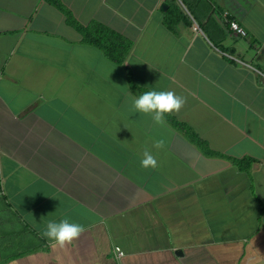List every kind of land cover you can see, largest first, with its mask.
<instances>
[{"label":"crops","instance_id":"obj_1","mask_svg":"<svg viewBox=\"0 0 264 264\" xmlns=\"http://www.w3.org/2000/svg\"><path fill=\"white\" fill-rule=\"evenodd\" d=\"M60 1L133 45L117 63L50 0H0V264H264V0ZM151 90L184 101L162 124L133 107ZM61 219L84 230L54 249Z\"/></svg>","mask_w":264,"mask_h":264},{"label":"clouds","instance_id":"obj_2","mask_svg":"<svg viewBox=\"0 0 264 264\" xmlns=\"http://www.w3.org/2000/svg\"><path fill=\"white\" fill-rule=\"evenodd\" d=\"M183 103L184 101L172 92L151 90L137 96L133 100V107L139 113L152 115L157 123L162 124L165 114L173 110L178 111ZM141 165L144 168L154 167L156 160L146 151ZM83 230L82 225L68 219L49 220L42 229V236L52 248L63 249L78 239Z\"/></svg>","mask_w":264,"mask_h":264},{"label":"trees","instance_id":"obj_3","mask_svg":"<svg viewBox=\"0 0 264 264\" xmlns=\"http://www.w3.org/2000/svg\"><path fill=\"white\" fill-rule=\"evenodd\" d=\"M53 4L59 6L67 16V21L75 26L83 34V41L87 44H91L101 48L106 56L117 63H124L129 52L131 51L133 42L122 36L120 33L110 29L109 27L99 23L92 22L88 26L81 25L71 14V12L66 9L60 0H50ZM170 3V2H169ZM170 9L168 10V15L165 18V23L170 28L173 24L182 19H186L184 13L178 7L177 4L171 1ZM130 81L133 82L132 75L130 76ZM175 125L179 128L187 129L183 124L178 121H174ZM190 136L197 144H202V142L192 130H189ZM231 160L242 170H250L251 161L249 158H244L242 160L231 158Z\"/></svg>","mask_w":264,"mask_h":264},{"label":"built area","instance_id":"obj_4","mask_svg":"<svg viewBox=\"0 0 264 264\" xmlns=\"http://www.w3.org/2000/svg\"><path fill=\"white\" fill-rule=\"evenodd\" d=\"M227 22L230 25V29L233 33L241 35V36H246L247 32L245 31V29L235 20H229L227 19ZM115 252L118 256H123L124 252L122 251V249L120 247H115Z\"/></svg>","mask_w":264,"mask_h":264},{"label":"rangeland","instance_id":"obj_5","mask_svg":"<svg viewBox=\"0 0 264 264\" xmlns=\"http://www.w3.org/2000/svg\"><path fill=\"white\" fill-rule=\"evenodd\" d=\"M179 1V3L183 6V4L181 3V1H183V3H184V5L187 7V9L188 10H190V7H192L191 6V4H190V2H187L186 0H178ZM183 8L185 9V7L183 6Z\"/></svg>","mask_w":264,"mask_h":264},{"label":"water","instance_id":"obj_6","mask_svg":"<svg viewBox=\"0 0 264 264\" xmlns=\"http://www.w3.org/2000/svg\"><path fill=\"white\" fill-rule=\"evenodd\" d=\"M167 7H168L167 4H163V6H162L163 9H166Z\"/></svg>","mask_w":264,"mask_h":264}]
</instances>
